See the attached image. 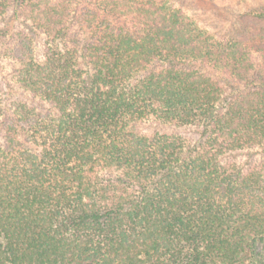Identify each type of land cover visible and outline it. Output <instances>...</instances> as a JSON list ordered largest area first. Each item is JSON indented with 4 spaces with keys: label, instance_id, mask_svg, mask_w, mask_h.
Listing matches in <instances>:
<instances>
[{
    "label": "trees",
    "instance_id": "trees-1",
    "mask_svg": "<svg viewBox=\"0 0 264 264\" xmlns=\"http://www.w3.org/2000/svg\"><path fill=\"white\" fill-rule=\"evenodd\" d=\"M239 19L0 0V264H264V4Z\"/></svg>",
    "mask_w": 264,
    "mask_h": 264
},
{
    "label": "rangeland",
    "instance_id": "rangeland-1",
    "mask_svg": "<svg viewBox=\"0 0 264 264\" xmlns=\"http://www.w3.org/2000/svg\"><path fill=\"white\" fill-rule=\"evenodd\" d=\"M191 14L198 23L212 34L227 35L232 29H240L239 14L264 0H175ZM243 32V28L239 33Z\"/></svg>",
    "mask_w": 264,
    "mask_h": 264
}]
</instances>
